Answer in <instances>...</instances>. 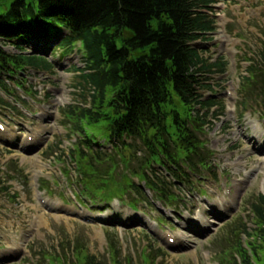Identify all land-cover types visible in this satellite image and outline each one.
I'll return each instance as SVG.
<instances>
[{
	"label": "rangeland",
	"instance_id": "rangeland-1",
	"mask_svg": "<svg viewBox=\"0 0 264 264\" xmlns=\"http://www.w3.org/2000/svg\"><path fill=\"white\" fill-rule=\"evenodd\" d=\"M208 13L214 31L195 47L209 63L218 58L225 63L223 73L204 74L208 80L202 86L210 90H199L205 101L217 103L202 111L209 123L200 137L212 153L211 164L173 187L179 196L173 207L141 183L146 195L136 197L135 208L129 206L130 193L122 200L93 203L83 189L72 154L80 139L62 112L83 105L89 92L80 77L84 62L78 43L67 52L59 41L49 47L38 42L39 49L26 46V54L45 57L52 68L0 74L5 86V91L0 88V124L6 130H0V264H81L80 257L75 259L76 240L100 264H220L221 257L234 252L239 224L252 232L250 204L264 195L259 142L264 101L259 92H242L241 84L250 66L264 71V0H216ZM0 47L11 55L21 53L6 41L0 40ZM96 142L93 150L115 157L118 165L111 173L117 181L123 174L136 181L118 159L119 151L102 138ZM126 142L137 168L144 152ZM108 166L100 162V168ZM108 238L114 240L117 263ZM238 239L244 244L247 236ZM256 264H264V253Z\"/></svg>",
	"mask_w": 264,
	"mask_h": 264
},
{
	"label": "trees",
	"instance_id": "trees-1",
	"mask_svg": "<svg viewBox=\"0 0 264 264\" xmlns=\"http://www.w3.org/2000/svg\"><path fill=\"white\" fill-rule=\"evenodd\" d=\"M215 1L0 0V40L21 50L11 55L0 47V74L27 67L50 70L45 57L24 51L26 46L39 49L38 42L49 47L59 41L65 52L77 43L81 48L80 77L89 87L88 96L83 95V105L62 112L80 139L72 154L93 203L122 200L130 193L129 206L134 207L138 195L145 199L141 183L156 200L173 207L179 203L173 187L211 164L212 153L200 137L209 123L202 111L217 103L205 101L199 90H210L202 86L208 80L204 74L223 73L225 63L220 58L209 63L195 44L214 31L208 12ZM260 57L264 64V44ZM247 73L242 92L248 96L259 92L264 101V71L254 65ZM0 88L5 91L1 83ZM98 138L119 151L118 159L136 181L126 174L121 181L113 177L112 166L118 163L110 154L92 149ZM127 140L144 152L137 168L131 164L132 146ZM102 160L107 168H100ZM96 191L98 197L93 195ZM250 216L252 232L241 222L233 233L234 252L221 257L220 264L259 262L264 253V195L250 204ZM241 235L247 236L244 244L238 239ZM108 241L117 263L114 240ZM74 246L81 264H100L85 252L84 242L76 240Z\"/></svg>",
	"mask_w": 264,
	"mask_h": 264
},
{
	"label": "bare ground",
	"instance_id": "bare-ground-1",
	"mask_svg": "<svg viewBox=\"0 0 264 264\" xmlns=\"http://www.w3.org/2000/svg\"><path fill=\"white\" fill-rule=\"evenodd\" d=\"M57 102H59L60 104L61 103H63V102H65V100L64 99H57ZM4 132H6V130L4 129ZM7 134V133H6ZM232 135H236V130H233L232 131ZM257 141V140H256ZM260 142V144L262 145L261 146V148H260V150L263 148V146H264V139H263V141H259ZM246 148H247V146H246ZM235 164V163H234ZM190 223V222H189Z\"/></svg>",
	"mask_w": 264,
	"mask_h": 264
}]
</instances>
